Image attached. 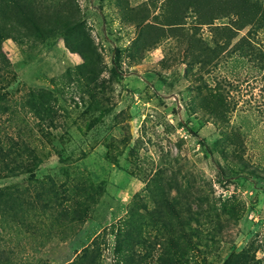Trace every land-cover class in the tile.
Masks as SVG:
<instances>
[{"label":"rangeland","instance_id":"374dc122","mask_svg":"<svg viewBox=\"0 0 264 264\" xmlns=\"http://www.w3.org/2000/svg\"><path fill=\"white\" fill-rule=\"evenodd\" d=\"M15 1L5 8L15 20L18 8L31 2L38 14L57 16L54 34L44 41L2 43L13 70L8 90L42 87L58 101L53 128L33 130L43 163L32 173L0 178V190L25 197L30 210L28 225L11 209L0 211V264H67L95 239L101 264H114L113 228L124 224L135 199L151 211L162 193L180 202L190 220L186 232L201 236H193L200 240L194 252L200 264H223L243 250L249 264H264V21L239 29L237 14L221 12L220 5L212 19L204 4L208 22L199 25L194 0ZM250 1L264 19V0ZM88 50L101 60L98 109L88 106L89 96L83 104L78 76H68ZM205 108L220 119L203 117ZM25 123L2 116L0 136L19 135ZM80 182L93 187L96 201L83 222L69 227L55 219L60 207L52 217L34 206L42 185L55 183L63 200ZM151 183L159 187L154 197L146 190ZM224 205L230 209L224 212ZM210 207L220 213L210 223L203 215L206 225L191 218ZM141 211L146 221L149 214ZM160 248L151 246L148 264H157Z\"/></svg>","mask_w":264,"mask_h":264},{"label":"trees","instance_id":"16d2710c","mask_svg":"<svg viewBox=\"0 0 264 264\" xmlns=\"http://www.w3.org/2000/svg\"><path fill=\"white\" fill-rule=\"evenodd\" d=\"M12 3L17 4L15 0H0V120L2 116L8 115L9 118L20 119V121L26 123L24 124V128H20L22 132L19 135L8 136L4 139L0 136V178L32 173L43 163L42 149L44 148L40 149L37 144H33L36 141L33 130L38 129L37 126L40 127L42 125L48 131L53 128L56 122L54 115L56 113L55 104L58 101L56 93L42 87L38 89L32 88L23 93L12 92V94L8 90L14 82L13 70L11 69L12 64L10 59L3 50L2 43L10 38L21 42L31 39H42L44 41L54 34L52 21L56 20L57 16L51 15L45 17L38 14L31 2L28 7L18 8L19 16L15 20V15L8 16L5 11V8L9 10L12 7ZM193 3L197 15H199V25L208 22L209 16L202 11L204 4L207 5L209 11H212L210 14L212 19L217 18V16H214L215 7L220 5H222L221 12L225 13L229 11V14H237L238 18L242 20V22L238 23L239 29L245 27L247 24L251 25V27L255 25L260 26L264 21L263 17L260 16L258 4L252 3L250 0H194ZM65 18L66 16H64ZM43 20H49L51 23L45 25L42 22ZM66 21L69 24L72 23L71 18ZM17 24L20 27L18 30L16 28ZM73 25L70 28L76 33L79 25L76 22ZM71 29L68 30L67 35L73 34ZM70 32L72 33L70 34ZM197 56L199 55L193 54L195 60L199 59ZM203 61L207 63L205 59ZM100 62L101 60L97 54L95 56V53H91L88 50L83 56V62L68 73L69 77H72L73 74L78 76L82 84L84 94L81 97V101L83 104H87L86 97L89 96L91 100H87L88 106L92 108L95 105L97 109L98 107L101 108L100 101L97 98L98 93H96L98 88H100L98 82L102 74ZM112 63L111 74L116 75L120 66V52L117 49ZM205 110L206 114L203 117L208 115L213 120L220 119L218 113L214 110H208L207 108ZM49 133L50 135L52 134L51 132ZM51 142L55 146L57 140L54 139ZM45 147L47 148V145ZM55 151L57 152L58 148H55ZM152 185V183L149 184V189L147 188L146 190L149 193L155 191L154 197V195H157L156 190L159 187L154 185L152 187ZM80 186L82 188L74 185L76 191L72 195H69L66 198L67 200H60V191L56 189L55 183H52L49 188H45L42 185L41 192L36 196L37 203L34 206L39 207L42 211L45 210L44 213L51 214L52 217H55L54 210L60 207L55 219L58 220L60 218L61 220L62 218L64 222H68L66 225L72 227L73 224L83 222L90 216L92 204L96 202L94 200L95 195L92 192L93 187L83 182H80ZM63 191L66 192V189ZM24 198L22 197L21 199L20 195L15 196L11 188L1 189V213L5 214L8 209H11L18 216L21 215V221L28 225L27 221H25V215L29 214L30 210L25 206ZM169 198V194L166 193L155 197L153 202L156 207L151 211H148L147 202L134 200L127 212V217L123 221L124 224L118 230L113 228L111 232L115 233L116 239V244L114 245V251L116 252L114 264H148V257L152 255L150 248L154 245L161 247L156 256L157 264H189L191 260L196 264H200L194 252L200 244L199 239L202 238L196 229L193 230V233L186 232L190 220L183 218L182 214L184 210L183 207H180V202L175 199L172 201ZM65 202L67 203L65 204ZM142 206L149 214L146 221L143 220V216L141 215V212H143L141 211L143 209ZM190 206V204L186 205L188 210L192 209ZM222 208L224 212L230 209L226 205ZM210 210L215 211V213H212ZM217 211V208L212 207H210L207 213L196 210L191 213V218L198 224L202 223L206 225L201 215L206 217L207 223H210L214 216L220 214ZM10 215L12 216V214ZM43 216L44 214H41V217ZM12 218L15 220L13 216ZM140 218L141 222H139ZM42 223H44L43 220ZM32 227L34 229L33 225ZM190 228L194 227L190 226ZM150 229L156 230L157 233L153 235ZM219 231H222V229L219 228ZM195 234L199 238L198 241L193 240ZM96 241L95 239L92 244L94 248L90 246L85 247L75 260L67 264H101L99 247L94 246ZM137 247H141L142 249L137 250ZM146 247L147 250L142 252ZM245 252L243 250L239 253H231L224 260L223 264H249L250 257ZM206 263L207 260L204 264Z\"/></svg>","mask_w":264,"mask_h":264}]
</instances>
